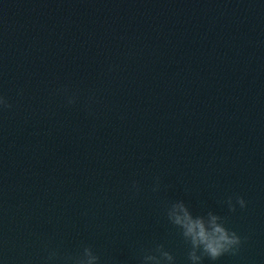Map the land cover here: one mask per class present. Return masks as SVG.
Instances as JSON below:
<instances>
[{
  "label": "water",
  "instance_id": "1",
  "mask_svg": "<svg viewBox=\"0 0 264 264\" xmlns=\"http://www.w3.org/2000/svg\"><path fill=\"white\" fill-rule=\"evenodd\" d=\"M0 91V264L82 241L188 264L178 199L247 237L215 264H264V0H0Z\"/></svg>",
  "mask_w": 264,
  "mask_h": 264
},
{
  "label": "clouds",
  "instance_id": "2",
  "mask_svg": "<svg viewBox=\"0 0 264 264\" xmlns=\"http://www.w3.org/2000/svg\"><path fill=\"white\" fill-rule=\"evenodd\" d=\"M110 70H115V66ZM57 91L65 95L69 105H75L79 99L78 92H72L67 86ZM92 99L93 97H90V101ZM13 107L9 97L0 91V114ZM161 189V179L156 177L152 191L160 192ZM130 191L133 197L138 196L142 191L140 184L134 181ZM224 203L233 213L237 211V205L240 209H246L248 206V201L239 195L228 197ZM165 215L187 245L188 264H204L206 259L215 264L225 255L237 256L247 240V237L228 227L226 216L218 215L212 210L206 214L195 215L183 199L167 202ZM45 251L47 255L43 258V264H109L92 244L83 241L74 253L64 252L59 246L48 245H45ZM136 259L139 264H176V256L164 243L140 247Z\"/></svg>",
  "mask_w": 264,
  "mask_h": 264
}]
</instances>
